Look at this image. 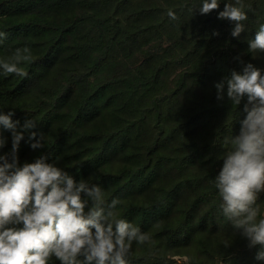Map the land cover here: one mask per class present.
<instances>
[{"label": "trees", "instance_id": "trees-1", "mask_svg": "<svg viewBox=\"0 0 264 264\" xmlns=\"http://www.w3.org/2000/svg\"><path fill=\"white\" fill-rule=\"evenodd\" d=\"M244 3L246 31L233 38L216 11L193 14L200 0H0V58L24 46L34 56L26 78L0 75V110L35 119L46 137L37 150L26 137L20 162L47 156L119 197L121 217L152 236L133 245L129 264H264L214 187L224 140L246 115L243 101L218 102L214 84L242 69L237 56L264 69V53L247 44L264 0ZM258 203L264 214V193Z\"/></svg>", "mask_w": 264, "mask_h": 264}, {"label": "clouds", "instance_id": "clouds-1", "mask_svg": "<svg viewBox=\"0 0 264 264\" xmlns=\"http://www.w3.org/2000/svg\"><path fill=\"white\" fill-rule=\"evenodd\" d=\"M200 0L193 14L217 12V19L228 21L230 35L240 38L246 31L248 15L244 0L224 3ZM170 20L178 19L169 9ZM212 36L219 37V31ZM7 38L0 32V44ZM249 52L264 53V24L247 41ZM240 71L215 82L216 99L233 106L243 103L246 114L239 132L226 137L230 146L222 167L214 178L221 199L220 209L232 228L247 241L249 249L259 246L255 259L264 261V214L258 203L264 193V69L251 62ZM34 61L29 46L16 48L0 58V75L26 78V65ZM15 110H0V264H129L133 245L152 243V236L121 217L119 197L106 198V192L90 178L77 180L56 163L40 156L21 164L18 151L27 137L32 150L43 149L46 137L36 129L39 123L25 118L14 120ZM10 133L11 148L5 152ZM225 248L232 241L222 242Z\"/></svg>", "mask_w": 264, "mask_h": 264}]
</instances>
